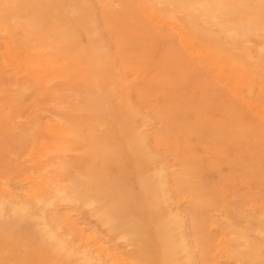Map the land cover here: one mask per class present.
Returning a JSON list of instances; mask_svg holds the SVG:
<instances>
[{
  "label": "bare ground",
  "instance_id": "6f19581e",
  "mask_svg": "<svg viewBox=\"0 0 264 264\" xmlns=\"http://www.w3.org/2000/svg\"><path fill=\"white\" fill-rule=\"evenodd\" d=\"M39 2L0 0V96L10 98L20 114L27 92L38 100L54 95L59 85L73 84L71 95L90 116V124L82 127L63 116H25L29 143L14 177L23 189L17 195L7 185L0 186V261L4 246L16 251L29 242L36 255L25 248L18 258L22 264L30 257L44 264H193L181 219L169 209L166 170L154 166L157 157L142 130L146 118L138 110L125 114L105 109L115 99L107 81L121 76L99 38L92 10L116 31L114 47L122 59L145 39L151 50L156 41L166 39L171 48L167 62L194 71L205 89L229 99L223 124L215 126L232 138L264 144V107L254 91L258 68L259 77L264 76V54L238 55L223 44L232 42L235 48L264 30V0H94V5L87 0H47L54 8L55 26L40 23L44 15L38 11ZM17 26L24 29L21 42L14 37ZM213 29L220 38L213 37ZM158 84V91L147 98L149 107L165 127L184 138L177 146L191 147L184 128L191 113L193 133L218 140L203 112L177 102L166 76L161 75ZM65 152L81 155L70 166L73 173L59 181L48 163ZM66 168L58 166L57 171L63 174ZM45 184L52 187L48 195L40 190ZM62 202L86 208L107 234L132 247L133 253L108 249L80 228L81 248L62 240L47 217V211ZM232 235L236 241L229 245L219 239L203 243L208 264H218L230 251L244 264H264V242L251 257L239 250L244 235Z\"/></svg>",
  "mask_w": 264,
  "mask_h": 264
},
{
  "label": "rangeland",
  "instance_id": "374dc122",
  "mask_svg": "<svg viewBox=\"0 0 264 264\" xmlns=\"http://www.w3.org/2000/svg\"><path fill=\"white\" fill-rule=\"evenodd\" d=\"M109 1L113 2L106 0L107 3ZM46 2L47 0H40L37 6L39 13L44 15L40 23L55 26L54 8ZM87 3L94 5V0H87ZM92 14L95 16L99 38L106 45L118 76H121L118 80L111 78L107 81L113 89L115 99L105 109L108 113L119 110L125 114L138 110L146 118L147 124L141 129L147 135L148 147L157 157L156 161L153 160L154 166H163L166 170L167 190L172 201L169 209L181 219L184 243L193 264H208L204 257V242L219 239L229 245L236 241L232 235L234 231L244 235V239L239 241V250L251 257L255 256V251L264 242V213H261L264 207V144L232 138L225 129L215 126L216 123L223 124L229 99L219 91L205 89L200 76L194 71L167 62L171 48L166 39L156 41L152 50L148 46L149 41L145 39L128 59H122L116 54L114 47L116 31L105 24L97 9H93ZM210 31L215 39L220 38L214 29ZM23 32L24 29L17 26L14 37L18 42H21ZM235 42H240L237 37ZM81 43H84L83 38ZM223 44L238 55L264 54V30L246 37L235 48L232 42ZM248 63L251 64L250 61ZM257 70L254 91L257 101L264 107V76L259 77L261 68ZM133 73L138 75L135 80L131 78ZM161 75L166 76L170 92L178 103L205 114L211 121V131L217 135L218 140L193 133L195 113H191L188 114L184 127L188 130L191 147L185 150L181 145H176L181 144L184 138L172 130L173 127H165V122L149 107L147 99L158 91ZM17 79L19 86L20 77ZM73 88V84L59 85L54 95L44 94L38 100L34 93L27 92L20 105V114L10 98L0 96L1 187L5 184L17 195L23 189V185H19L14 177L24 161L25 148L29 143L25 116H63L82 127L90 124V116L82 109L79 100L71 95ZM18 115L23 118L10 123ZM80 155L79 152H65L52 158L48 163L52 174H58L56 178L59 181L64 180L68 174L73 173L70 166ZM91 161L92 158L88 157L87 164ZM58 166L68 168L61 174L57 171ZM50 188L52 187L45 184L40 190L48 195ZM47 217L59 237L75 248H81L76 230L80 228L108 249L118 248L128 255L134 251L132 247L125 246L123 241L107 234V229L96 218L91 217L86 208L66 202L57 203L47 211ZM21 245L16 251L4 246L0 263L22 264L18 258L23 255L25 248L32 251L33 256L36 255L33 243L23 242ZM24 264L44 263L30 257ZM218 264L244 263L240 256L230 251Z\"/></svg>",
  "mask_w": 264,
  "mask_h": 264
}]
</instances>
